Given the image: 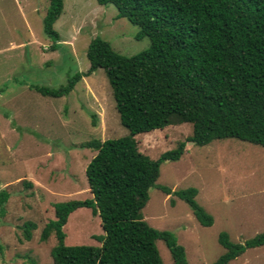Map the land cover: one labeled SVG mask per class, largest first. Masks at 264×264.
Segmentation results:
<instances>
[{"label":"rangeland","instance_id":"374dc122","mask_svg":"<svg viewBox=\"0 0 264 264\" xmlns=\"http://www.w3.org/2000/svg\"><path fill=\"white\" fill-rule=\"evenodd\" d=\"M48 0H0V188L10 196L0 217V264H53L54 234L40 239L54 218V204L91 198L85 169L96 153L80 144L128 134L121 125L112 91L102 69L83 76L66 96H43L30 84L59 87L89 67L86 50L93 37L133 55L149 46L137 38L139 27L117 18L112 4L96 0H63L54 23L60 45L51 48L42 19ZM91 113L95 114L93 124ZM191 132L190 123L167 125L134 136L138 150L152 159L173 148ZM156 185L171 191L193 187L196 200L213 217L201 225L188 205L159 187L149 189L142 217L169 231L185 249L188 264H213L224 252L218 235L243 243L264 231V149L235 138L215 139L204 146L187 142L177 161L160 164ZM174 199V204L170 200ZM36 229L25 240L22 225ZM67 245H99L101 221L90 208L73 211L63 226ZM156 246L163 264H173L163 240ZM2 257V258H1ZM229 264H264V245L247 249Z\"/></svg>","mask_w":264,"mask_h":264},{"label":"trees","instance_id":"16d2710c","mask_svg":"<svg viewBox=\"0 0 264 264\" xmlns=\"http://www.w3.org/2000/svg\"><path fill=\"white\" fill-rule=\"evenodd\" d=\"M96 1L112 4L116 17L138 26L136 37L147 36L150 43L128 56L102 37H93L85 72L74 73L59 87L29 85L43 96L58 98L68 95L83 76L102 69L120 123L128 130L120 137L80 144L96 152L85 169L92 197L55 203L54 218L44 225L40 239L54 234L53 264H163L158 239L166 244L173 264H188L184 247L169 231L149 225L141 211L149 189L157 186L183 200L201 225H212V215L196 200V188L171 191L156 185L161 162L179 160L187 142L204 146L235 138L264 149V0ZM62 11L63 0H48L42 29L52 49L60 45L54 23ZM91 117L95 125V114ZM181 123L191 124L190 134L158 158L138 150L135 135ZM9 196L0 188V217L6 214ZM80 207L99 216L103 234L94 236L99 245L65 244L63 226ZM36 227L25 222L23 238L30 240ZM218 241L224 252L213 264H229L247 249L264 245V231L243 243L221 232ZM2 252L0 243V256Z\"/></svg>","mask_w":264,"mask_h":264}]
</instances>
